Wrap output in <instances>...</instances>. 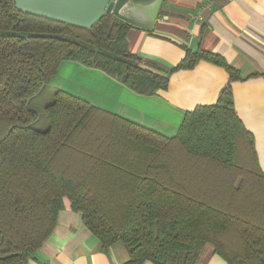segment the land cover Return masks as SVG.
<instances>
[{"label": "trees", "instance_id": "1", "mask_svg": "<svg viewBox=\"0 0 264 264\" xmlns=\"http://www.w3.org/2000/svg\"><path fill=\"white\" fill-rule=\"evenodd\" d=\"M133 27L107 13L86 28L0 0V264L26 263L65 199L105 247L126 245L125 264H194L208 243L227 264H264V173L234 106L239 70L201 48L186 49L168 73L148 68L128 48ZM66 60L148 96L202 60L224 67L230 81L171 137L60 88L40 130L30 104Z\"/></svg>", "mask_w": 264, "mask_h": 264}, {"label": "crops", "instance_id": "2", "mask_svg": "<svg viewBox=\"0 0 264 264\" xmlns=\"http://www.w3.org/2000/svg\"><path fill=\"white\" fill-rule=\"evenodd\" d=\"M128 48L143 65L168 73L186 54L201 48L222 55L239 70L233 81L236 112L254 138L264 173V0H163L151 29L133 27ZM169 85L154 95L135 92L105 71L79 61H63L52 79L60 88L91 104L166 136H174L188 111L214 104L229 83L224 67L200 61L193 68L171 72ZM56 226L23 264H125L126 245L105 247L85 225L82 213L65 199ZM144 264H153L146 261ZM194 264H227L206 244Z\"/></svg>", "mask_w": 264, "mask_h": 264}, {"label": "water", "instance_id": "3", "mask_svg": "<svg viewBox=\"0 0 264 264\" xmlns=\"http://www.w3.org/2000/svg\"><path fill=\"white\" fill-rule=\"evenodd\" d=\"M163 0H15L20 11L90 28L105 14L153 28Z\"/></svg>", "mask_w": 264, "mask_h": 264}, {"label": "rangeland", "instance_id": "4", "mask_svg": "<svg viewBox=\"0 0 264 264\" xmlns=\"http://www.w3.org/2000/svg\"><path fill=\"white\" fill-rule=\"evenodd\" d=\"M54 92V86L49 83L43 92L39 96L35 97L30 104L32 108H36L40 113L38 121L34 124V126L40 130H45L48 127V122L44 114V108L53 101Z\"/></svg>", "mask_w": 264, "mask_h": 264}]
</instances>
